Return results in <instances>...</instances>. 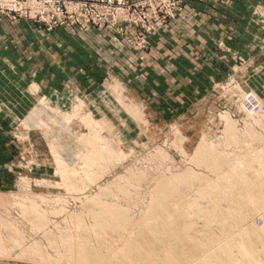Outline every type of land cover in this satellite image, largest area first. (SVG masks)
<instances>
[{
    "label": "rangeland",
    "instance_id": "374dc122",
    "mask_svg": "<svg viewBox=\"0 0 264 264\" xmlns=\"http://www.w3.org/2000/svg\"><path fill=\"white\" fill-rule=\"evenodd\" d=\"M189 1L191 0H23L22 6L19 0H0V11L6 5L20 4L23 11L27 12L31 18L29 16L15 18L30 21L46 32L62 29L75 34L96 29L113 35L133 53H146L152 45V38L159 34L172 32L173 36L179 38L189 36L185 30L174 29L172 25L180 21ZM244 1L239 0V4L243 6ZM250 4H252L249 5L252 6V12L249 14L248 22L250 20L252 23L247 39H243L239 34L235 38V32L232 41L225 39L223 43L210 39L203 48L194 47V51L188 53L192 75L187 83L183 82V77H174V91L167 95L163 93L161 100L156 99L158 103H155L150 94H147L148 91L144 87L148 80L146 76L141 77L140 81L133 78L137 88L140 89V96H137L132 92L133 87L130 86V72L123 68L118 72L121 73V78L116 77L112 72L95 73L94 71L92 92L89 95L76 97L68 104L63 103L66 106L64 108H61L62 105L56 103L57 101L51 103L52 100L48 101L42 97L37 99L33 96L35 103L54 115L52 120L64 123L73 135L87 133L86 127L81 123V119H86L109 142L113 151L122 152L125 155V158L120 161H114L115 166L111 164L109 174L106 172L101 175L97 169L94 171H97L96 175L94 174L91 178L81 166L75 165L77 172L74 175L77 179L75 191L65 187L63 178L56 172V163L44 134L28 121V116L34 108L25 119L10 120L6 126L0 125V217L8 218V221L16 224L17 233L20 235L18 236L21 238L20 244L15 245L7 238L5 231H1V239L5 240L2 245L3 251H0L2 252L0 264H71L67 260L64 262L57 258L56 251L59 250L61 253L63 251L60 233L63 231L75 233L76 230L71 221L73 215L83 213L85 223L91 225V220L86 213L87 208L83 205L85 198L95 196L100 190L102 192L103 187L113 182L115 178L127 174L129 170L136 175L140 171H142L141 175L151 172V175L148 173L147 176L150 177L149 179L145 176L140 182L142 196L145 194L144 200L148 202V192L153 189L154 182L157 178L169 173L168 169L177 172L190 167L199 173L204 172L205 175L210 176L209 178H214L209 172L189 163V158L197 148L200 139L205 138L209 142L213 141L214 144H216L214 141H217L219 149L225 153L239 155L244 153L242 149L240 151L237 148L239 150L237 151L232 144L231 146L228 144L227 147L230 146L228 148L225 146V122L222 116L228 115L235 124L238 123L236 127H239L238 131L241 133L246 128V124H252V121L258 118L254 116L257 110L255 101L258 103L260 100L264 101V1L254 0ZM0 18L8 17L0 14ZM144 67L142 66L143 69ZM176 73L178 70H174V74ZM181 81L185 84L181 85ZM157 87L161 88L158 84ZM119 88L122 89L128 104L138 111V118L124 106ZM165 97L167 101H164ZM45 113L48 115L47 112ZM262 123L264 125V121ZM263 127L253 126L255 132L264 137ZM61 139L62 136L58 135L56 141L60 144L65 158L74 165L76 158L72 156L70 145L67 140ZM156 148L166 152L171 161L158 160ZM180 151H184V154ZM145 190L146 192H143ZM25 196H35V199H32L37 201L40 199L36 197L42 196L47 202L42 204L45 209L49 211L54 209L53 212H57L49 216L50 220L45 229L34 230L22 219L20 209L15 207V203L21 202ZM108 199L111 200V197L107 199L103 197L101 201L108 202L110 201ZM120 203L124 204V201ZM247 209H243L241 219H237L236 223L231 220L226 223L227 230L224 229V233L216 225H212L207 234L208 227L205 222L196 218L193 220L195 233L200 239L206 238L204 236L206 234L210 236L217 234L216 238L217 236L222 238L237 235V231L251 227L250 225L253 224L254 234H258L262 228L261 225H264L262 220L264 208L253 214H248ZM135 213V220L140 219L139 212ZM47 233L51 234L48 238ZM85 235L89 236L87 239L90 240L92 247L95 246L97 254L102 253L109 255L110 258H117L114 254L123 250L120 247L124 246L121 242L125 241V237H122V240L119 238V244H116L114 240L117 238L116 241H118V236L116 237L115 234L109 233L104 238L98 236L99 239L92 238L91 233H85ZM214 238L210 239L214 241L216 239ZM35 243L39 245L43 257H34V260L26 250ZM163 243L162 240L159 244L161 247L158 248L164 249L166 242ZM106 244H109L108 248ZM104 245L108 250L114 249V254L113 250L108 253L106 249L103 250Z\"/></svg>",
    "mask_w": 264,
    "mask_h": 264
},
{
    "label": "bare ground",
    "instance_id": "6f19581e",
    "mask_svg": "<svg viewBox=\"0 0 264 264\" xmlns=\"http://www.w3.org/2000/svg\"><path fill=\"white\" fill-rule=\"evenodd\" d=\"M33 87L35 88V86ZM119 91L120 95L122 94L121 99L124 106L137 117L138 111L128 104L122 89L119 88ZM255 102L257 110L254 116L256 115L258 118L254 119L252 124H246V128L241 133L238 131L239 127H236L238 123L235 124L228 115L222 116L225 122V146L232 144L236 147L235 149H242L243 154L225 153L219 149L217 141H214L216 142L214 144L213 141L209 142L202 138L190 156L189 163L209 172L214 176L213 179L205 175L204 172L199 173L190 167L181 171L176 170L177 172L168 169L169 173L166 175L163 173L164 176L159 178L156 177L153 189L148 192L149 200L145 202V194L142 196L140 182L151 172L141 175L142 171L137 170L139 174L136 175L130 170L127 171V174L115 178L113 182L103 187L102 192L100 190L95 196L85 198L83 205L87 208L86 213L91 220V225L85 223L82 212V215L71 216L72 225L76 231L75 233L71 231L60 233L63 251L62 253L59 250L56 251L57 258L63 261L67 260L71 264H264V225H261L262 228L258 234H254L253 224H251V227L237 231V235H228L222 238L220 236L216 238L217 234L214 233L211 236L207 235L209 234L208 229L212 225H216L224 233L227 230L226 223L230 222L229 220L235 223L237 219L240 220L244 208H248V214H253L258 210L262 211L261 209L264 208V137L261 136L262 134H257L253 128V126H264L262 123L264 121V101ZM45 112L48 113L41 105H37L30 112L28 121L44 134L56 163V172L63 178L64 185L68 190H77V179L74 177L77 174L75 165L81 166L87 172V176L91 178L97 172H94L95 170L98 169L102 175L108 170L111 171V164L114 165L115 160L120 161L125 158L124 153L113 151L109 142L101 136L90 121L86 119L80 121L86 127L87 133L73 135L64 123H58L51 119L54 117L52 113L47 115ZM58 135L69 143L72 156L76 158L74 165L63 155V150L56 141ZM159 149L155 150L157 159L170 162L169 155ZM238 149L237 151H239ZM180 152L184 154V151ZM101 175L97 176L101 177ZM34 197L25 196L23 200L21 198L22 201L16 202L15 207L20 209L22 219L26 223L28 222L34 230H42L49 223V216L57 212H53L54 209L50 211L45 209L42 205L46 202L44 197H36L40 199L39 201L34 200ZM103 197L106 199L111 197V200L103 202L101 201ZM122 200L124 204L120 203ZM135 212H139L140 219L135 220ZM196 218L203 220V223L205 222L208 227L207 229L205 227L207 234L204 235L208 240L204 236V239H200L199 235L195 233L193 220ZM7 219L0 217V251H3L2 245L5 240L1 239V231H5L7 238L13 244L19 245L21 241L16 224ZM85 233H91L94 239L104 238L109 233L115 234L116 237L118 236V241H116L117 238L114 240L116 244L119 242V238L125 237V241L121 242L124 246L120 247L123 250H116L117 252L114 254V249L108 250L104 245L105 248L102 249H106L107 253L113 250L112 253L117 258H110L109 255L102 253L97 254L95 246L92 247L90 240L87 239L89 236L87 237L88 234L85 235ZM50 235L47 233L46 237L48 238ZM211 237L216 239L214 238L215 240L212 241ZM109 240L105 241L108 243ZM162 240L164 243L166 242L164 249L158 248L161 247L159 244ZM97 245L99 244L97 243ZM106 245L108 248L109 244ZM54 247L56 250V245ZM120 248L118 247V249ZM26 251L33 259L34 257H43L37 243L29 246Z\"/></svg>",
    "mask_w": 264,
    "mask_h": 264
},
{
    "label": "crops",
    "instance_id": "0c3cea01",
    "mask_svg": "<svg viewBox=\"0 0 264 264\" xmlns=\"http://www.w3.org/2000/svg\"><path fill=\"white\" fill-rule=\"evenodd\" d=\"M251 1L254 2L245 0L241 6L239 0H191L180 21L172 24L174 29L188 32L190 38H179L172 32L159 34L152 38L146 53L131 52L105 31L46 32L27 20L0 18V125L25 119L37 104L35 96L51 103L57 101L64 108L76 97L89 95L94 71L112 72L121 78L118 72L122 68L129 70L130 86L137 96L140 89L133 78L140 81L146 76L147 94L158 103L163 93L174 91V77H183L187 83L192 75L188 53L194 47L203 48L210 39L232 41L235 32V38L248 36ZM174 70L178 73L174 74Z\"/></svg>",
    "mask_w": 264,
    "mask_h": 264
},
{
    "label": "built area",
    "instance_id": "2783aa9c",
    "mask_svg": "<svg viewBox=\"0 0 264 264\" xmlns=\"http://www.w3.org/2000/svg\"><path fill=\"white\" fill-rule=\"evenodd\" d=\"M21 2L22 5V1L23 0H19ZM15 6H19L18 8H16ZM23 6V5H22ZM2 11H0L1 15H5L8 18H15L16 16L18 17H27L29 16L27 14V12L23 11V9L21 8L20 4L19 5H6L3 9H1ZM23 11V12H22ZM30 17V16H29ZM31 18V17H30Z\"/></svg>",
    "mask_w": 264,
    "mask_h": 264
}]
</instances>
